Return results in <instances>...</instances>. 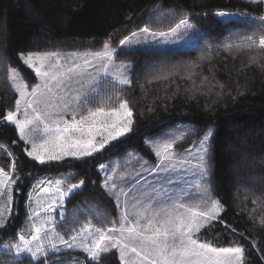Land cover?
<instances>
[{"label":"trees","instance_id":"obj_1","mask_svg":"<svg viewBox=\"0 0 264 264\" xmlns=\"http://www.w3.org/2000/svg\"><path fill=\"white\" fill-rule=\"evenodd\" d=\"M263 14L264 0H0V56L6 68H18L30 81L34 75L22 63L23 53L99 49L144 27L169 30L185 18L199 32L192 50L118 51L119 60L133 64L131 82H105L95 99L109 108L113 100L126 101L132 127L88 157L43 164L30 158L16 128L3 120L16 96L0 83V179L9 181L0 187V264H44L30 253L6 251L18 242L31 248L30 235L20 228L33 192L35 222L51 223L66 241L89 225L102 229L116 221L118 208L102 186L100 165L130 152L153 163L145 139L177 124L194 126L189 145L214 128L208 183L221 212L196 239L215 248H242L241 264H264V48L253 44L264 36ZM54 176L63 177L68 190L84 183L74 194L50 193L44 186L32 191L38 179ZM248 191L253 197H245ZM70 258L93 264L75 249L45 260ZM99 264L121 262L110 252Z\"/></svg>","mask_w":264,"mask_h":264},{"label":"rangeland","instance_id":"obj_2","mask_svg":"<svg viewBox=\"0 0 264 264\" xmlns=\"http://www.w3.org/2000/svg\"><path fill=\"white\" fill-rule=\"evenodd\" d=\"M246 1L253 2V0ZM260 1L263 0H256V2ZM221 16L225 17L228 14H221ZM262 18H264V14L260 17L261 20ZM177 25L169 30L162 31H152L144 27L124 38V45L120 43L122 40L115 45L106 42L108 48L104 47L106 44L104 43L99 49L94 50H70L61 46L56 50L29 52L34 54L32 68H29L22 59V55L27 57L29 53H23L20 55V59L34 75L33 81L28 80L18 68H6V64L3 62L4 58L0 56V83L9 87L16 96L13 107L9 112L16 113L17 119L24 121L25 119L34 118L33 108H35L36 112L41 114L44 123L48 127L55 129L57 126L62 128L73 124L74 116L75 120L79 121L81 115H87L88 110L94 111L96 108H103L106 115H100L85 121L81 126L82 131L72 132L70 135L74 139H81L85 144L91 142L96 147H99L107 139L109 142L105 146L106 148L112 142L125 137L130 131L116 140H111L110 134L114 135L123 126L128 125L129 119L132 121V116L127 117L124 114V110L120 108V104L126 101L118 103V100H113L111 105L114 107L109 108L110 103L98 102L95 99L98 97L99 90L105 82H114L118 87H126L131 82L133 64L127 60H119L117 58L118 51H169L196 48L199 37L198 29L188 20L185 25H180L179 27ZM174 29L175 31H173ZM259 41L260 39L253 42V44L261 47ZM106 52L110 53V55H105ZM51 53L56 55H46ZM37 56H39V59L36 58ZM13 68L19 71V78H9L10 69ZM36 69H39L42 73L47 72L48 76L37 75ZM53 75L57 76V80H51ZM121 81L127 82L121 83ZM45 83H49L52 89L51 92L45 89ZM37 86H39V90L33 96L32 89ZM93 89H96V91L94 92ZM17 101L20 102L19 111H17ZM29 103L32 104V108L26 107ZM65 105H67V108ZM127 106L129 108L128 103ZM45 113L48 115L45 116ZM6 122L9 123L8 121ZM11 125L16 128L14 124ZM31 127H36L37 131L33 132L30 129H26L24 139L21 138L16 128L17 136L23 142L26 153L32 150L33 142L41 143L44 137L43 125H33ZM129 127L131 130L132 123ZM213 130L212 126L208 127L197 141L189 145V143L186 144V139L194 135V126L177 124L145 139V144L150 147L155 156L153 163L148 162L138 153L130 152L126 157L110 159L102 164L103 168L100 165L99 170L103 178L102 186L115 201L118 208L116 221L110 223L106 228L99 229L100 232L112 237L111 241L104 242L110 248L108 253L115 252L121 262L120 249L111 248L112 243L121 241L135 244V246L140 248L139 241L125 239L130 234L129 230L143 231L146 235H150L154 229H146L144 227L149 219H155L154 227H161L160 221L167 219L168 214H171L174 219L176 216L184 217L190 215L187 209L206 212L212 206L211 201H217L212 196L208 183L210 139L207 142L208 154L205 156L207 175H202L200 162V157L204 155L201 143L203 137L208 131L213 132ZM167 143H172L173 147L165 150L164 146ZM157 151L160 152L159 156L156 154ZM29 157L33 159L31 156ZM65 159L78 158L71 155H63L61 159L49 160L47 154H44V163L60 162ZM36 161L40 163L39 160ZM40 186H44L50 193L54 192L55 189L68 190L67 182L61 176L38 179L32 191ZM33 193L30 195L29 200L31 219L28 218V215L25 217L20 232L24 236L30 235L28 243L31 242L32 250L35 249L36 251L37 246L42 248L41 252H37L35 260L43 259L44 264H51L52 262L47 263L45 260L48 256L68 249L78 250L85 254L87 259H90L87 253L83 251V247L85 244L92 245L94 234L98 228L89 225L79 234L74 235L75 239H72V237L69 241H66L63 238L64 242H62L60 236L53 233V225L51 223L46 225L39 224L33 219L31 200ZM246 193H244L245 197L250 194L249 191ZM250 195L253 197L252 193ZM220 212L221 206L216 219ZM125 216H127V219H125ZM210 223L205 224V227ZM39 226H43V231L39 234V239H37L35 228ZM113 228L116 230L110 232L109 229ZM196 234L197 232L193 233L194 239H196ZM95 238L98 239V236H95ZM196 241L200 245L213 249L235 248H215L197 239ZM68 245H72V247H68ZM130 257L135 258V254L129 252L125 258L128 259ZM63 261V264H84L85 260L70 258Z\"/></svg>","mask_w":264,"mask_h":264},{"label":"snow or ice","instance_id":"obj_3","mask_svg":"<svg viewBox=\"0 0 264 264\" xmlns=\"http://www.w3.org/2000/svg\"><path fill=\"white\" fill-rule=\"evenodd\" d=\"M256 2V0H253ZM187 19L180 20V25H185ZM262 23H264V18H262ZM175 31V29L173 30ZM135 35V34H133ZM249 40L252 37L248 38ZM121 45L125 44V41L122 40ZM260 46L264 48V36L260 38ZM105 48H108L107 43L104 45ZM46 55H56L55 53L46 54ZM105 55H110V53H105ZM33 57L34 54L29 53L27 57L22 55L24 63L29 67H33ZM39 59V56L36 57ZM37 75L48 76L47 72H41L39 69H36ZM20 77V73L17 69H10V79H16ZM22 79V78H21ZM51 80H57V76L53 75ZM127 81H121V83H126ZM45 89L51 92V87L49 83H45ZM39 86L32 89V95L35 96ZM95 92L96 89H93ZM87 99V98H86ZM20 102L17 101V111H19ZM27 108H32V104L29 103L26 105ZM67 108V105H65ZM120 108L124 110V114L127 117L132 116V112L129 110L127 103H121ZM35 116L33 119H25L21 121L17 119L16 113L9 112L3 120L8 121L11 124H14L19 131V134L22 139L25 138L26 129H30L33 132L37 131L36 127H31L33 125H43L44 137L41 143H32V150L27 154L33 159L39 160L40 163H44V154H47L49 160H58L61 159L63 155H71L76 158H84L91 156L93 153L100 152L108 144V140L105 139L103 143L96 147L95 144L88 142L84 143L81 139H74L70 133L82 131V125L85 121L93 117L100 115H106L103 108H96L93 110H88L87 115H81L79 121L75 120L73 117L74 123L71 125H66L64 127L57 126L55 129L48 127L44 120L41 118V114L36 112V109L33 108ZM48 115L47 113L44 114ZM132 121L129 119L128 125L123 126L119 129L114 135L110 134L111 140H116L118 137H123L125 134L130 131V125ZM214 135L212 131H208L202 140V151L204 155L200 157L201 162V173L202 175H207V163L205 161V156L208 154V145L207 142ZM165 150L172 148V143H167ZM59 153V154H57ZM158 156L160 152L156 153ZM104 166L101 165V168ZM14 182V181H13ZM9 183V181L0 179V187H3ZM83 181L80 184L72 185L68 190L69 194H74L82 185ZM2 194V193H0ZM65 194L61 193V197ZM207 203V202H206ZM211 208L208 211H194L192 209H187V212L190 215L176 216L174 219L171 214H168V218L160 221L161 227L155 226V219H149L147 225L144 227L146 229H154L151 231L150 235H146L145 232H137L135 230H129V235L125 238L130 241H139L140 248L135 246V244L124 243L121 241H116L111 244V248L120 249V259L121 264H241V261L244 256V250L240 247L228 248V249H213L200 245L197 243L196 239L193 238L194 232H200L201 228L205 227V224L210 223L212 220L216 219L217 213L220 211V205L218 201H211ZM183 207V205H181ZM127 219V216H125ZM2 226V225H0ZM116 229H109V231H115ZM43 231V226L35 228L37 234V239H39V234ZM122 231V229H121ZM98 236V239L95 238ZM63 241V237H60ZM72 239H75L73 237ZM112 237L105 235L100 232L98 229L94 234L93 243L91 246L85 244L83 251L87 253L88 257L91 259L93 264H99L101 255L103 253H108L110 248L104 243L105 241H111ZM178 241V242H177ZM66 243V242H65ZM72 247V245H68ZM12 248H15L17 256H20L22 253H30L32 259H36L37 252H41L42 248L37 246L36 251H33L31 248L24 246L21 247L19 242L16 244H10L7 246L6 251H10ZM134 253L135 258L126 259L127 253Z\"/></svg>","mask_w":264,"mask_h":264},{"label":"crops","instance_id":"obj_4","mask_svg":"<svg viewBox=\"0 0 264 264\" xmlns=\"http://www.w3.org/2000/svg\"><path fill=\"white\" fill-rule=\"evenodd\" d=\"M37 183V181H36ZM28 218L31 219V214H30V211H28ZM63 260H56L54 262H52L51 264H63Z\"/></svg>","mask_w":264,"mask_h":264}]
</instances>
